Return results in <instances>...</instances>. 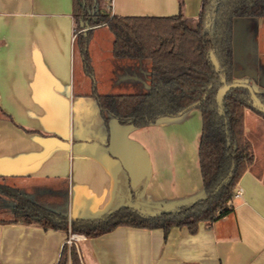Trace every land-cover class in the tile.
Listing matches in <instances>:
<instances>
[{"label":"crops","instance_id":"0c3cea01","mask_svg":"<svg viewBox=\"0 0 264 264\" xmlns=\"http://www.w3.org/2000/svg\"><path fill=\"white\" fill-rule=\"evenodd\" d=\"M202 0H112L117 17L196 20ZM113 37L93 30L88 54L98 95L148 91L147 61L112 57ZM233 79L264 94V18L236 19ZM121 72L114 81V75ZM254 160L237 183L230 214L210 226H119L76 242L80 264H264V119L246 109ZM201 114L144 128L100 117L74 45L72 0H0V183L70 218L101 216L131 200L160 208L202 196ZM250 135H255L250 139ZM3 214V213H2ZM67 232L0 224V264H56Z\"/></svg>","mask_w":264,"mask_h":264},{"label":"trees","instance_id":"16d2710c","mask_svg":"<svg viewBox=\"0 0 264 264\" xmlns=\"http://www.w3.org/2000/svg\"><path fill=\"white\" fill-rule=\"evenodd\" d=\"M264 18V0H202L196 20L173 17H117L106 0H72L74 45L85 75L92 84L100 117L122 126L144 128L162 118H174L197 104L201 114L198 165L203 198L178 208L176 213L146 218L127 207L101 216L70 218L67 205L58 212L46 209L33 197L0 183V211L10 218L0 224L23 223L93 238L119 226L162 229L186 227L195 233L199 223L208 226L230 214L238 181L254 160L244 136V111L252 107L246 90L233 89L223 101L222 113L215 100L217 91L234 82L233 25L236 19ZM106 27L113 37L112 57L147 61L148 91L143 94L98 95L88 54L93 30ZM213 54L219 64L210 61ZM264 106V94L256 93ZM230 176L228 177V174ZM228 177L217 191L216 187ZM141 188L138 189V192ZM132 200L135 194L131 193ZM56 264H80L76 247L64 243Z\"/></svg>","mask_w":264,"mask_h":264},{"label":"water","instance_id":"95a60500","mask_svg":"<svg viewBox=\"0 0 264 264\" xmlns=\"http://www.w3.org/2000/svg\"><path fill=\"white\" fill-rule=\"evenodd\" d=\"M210 61H211L212 65L215 67V69L219 70V64H218V62H217V60L213 54L210 55ZM222 83H223V86L217 91L216 97H215L219 113H222L223 101H224V98L227 95V93L233 89H242V90H246L250 94L252 107L254 109H256L257 111L264 114V106L258 100V98L256 97V92L253 91L252 87L249 84L236 82V81H234L230 85H226L224 83V81H222ZM196 106H197V104H194L193 106L186 109L185 112L181 113L177 117H180L181 115H183L184 113H186L187 111H189L190 109H192ZM174 118H176V117H174ZM162 119H171V118H162ZM229 176H230V173L228 174V177ZM228 177H226L224 180L221 181V183L216 187L215 191H217L219 189V187L227 181ZM138 189L136 191L130 192V197H131L130 199L131 200L126 204V206H123V207H127V208L131 209L132 211L138 213L140 216L146 217V218L160 217L163 213H176L179 207L184 206V205H191L194 202H196L197 200H200L203 198V191H202V196L200 198L194 199L189 203L180 204L178 206H165V207H160V208H154V207L152 208V207L142 206L141 204L138 203L137 197L140 194V192H138ZM131 193L135 194V200H132ZM116 210H118V209H116ZM113 211H115V210H113Z\"/></svg>","mask_w":264,"mask_h":264},{"label":"built area","instance_id":"2783aa9c","mask_svg":"<svg viewBox=\"0 0 264 264\" xmlns=\"http://www.w3.org/2000/svg\"><path fill=\"white\" fill-rule=\"evenodd\" d=\"M109 1V3L111 4L112 3V0H108ZM239 194H240V191H237V192H235V194H234V197H238L239 196ZM82 236H80V235H75V234H71L68 238H67V240H66V244H68V245H74V246H76V242L79 240V238H81Z\"/></svg>","mask_w":264,"mask_h":264},{"label":"rangeland","instance_id":"374dc122","mask_svg":"<svg viewBox=\"0 0 264 264\" xmlns=\"http://www.w3.org/2000/svg\"><path fill=\"white\" fill-rule=\"evenodd\" d=\"M107 4H108V0H106V6H107ZM120 75H121V72L120 71H118L117 73H115V75L113 77L114 78V81L116 80V78H119ZM254 136L255 135H250L249 137H250V139H253ZM9 218L10 217L8 215H6L3 211H0V220H6L7 221Z\"/></svg>","mask_w":264,"mask_h":264}]
</instances>
